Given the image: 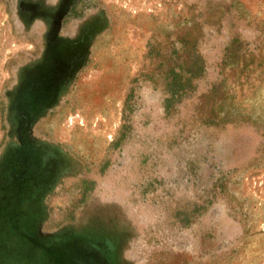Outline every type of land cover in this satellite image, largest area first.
<instances>
[{"label":"rangeland","instance_id":"1","mask_svg":"<svg viewBox=\"0 0 264 264\" xmlns=\"http://www.w3.org/2000/svg\"><path fill=\"white\" fill-rule=\"evenodd\" d=\"M40 263L264 264V0H0V264Z\"/></svg>","mask_w":264,"mask_h":264},{"label":"trees","instance_id":"2","mask_svg":"<svg viewBox=\"0 0 264 264\" xmlns=\"http://www.w3.org/2000/svg\"><path fill=\"white\" fill-rule=\"evenodd\" d=\"M25 205H26V203H25ZM16 232H18V229H17V231ZM16 236H21L20 234H16ZM41 264V263H40ZM48 264H51V263H48Z\"/></svg>","mask_w":264,"mask_h":264}]
</instances>
